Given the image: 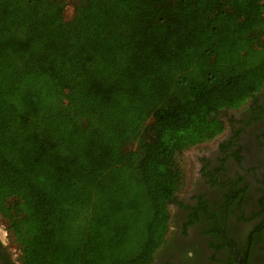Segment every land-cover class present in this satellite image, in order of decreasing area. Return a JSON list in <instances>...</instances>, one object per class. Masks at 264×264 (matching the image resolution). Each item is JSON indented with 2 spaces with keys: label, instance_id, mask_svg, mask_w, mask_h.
I'll return each instance as SVG.
<instances>
[{
  "label": "trees",
  "instance_id": "16d2710c",
  "mask_svg": "<svg viewBox=\"0 0 264 264\" xmlns=\"http://www.w3.org/2000/svg\"><path fill=\"white\" fill-rule=\"evenodd\" d=\"M0 0V213L19 264H151L182 155L264 85V0Z\"/></svg>",
  "mask_w": 264,
  "mask_h": 264
},
{
  "label": "flooded vegetation",
  "instance_id": "af4514ba",
  "mask_svg": "<svg viewBox=\"0 0 264 264\" xmlns=\"http://www.w3.org/2000/svg\"><path fill=\"white\" fill-rule=\"evenodd\" d=\"M222 119L225 128L219 137L192 155L194 180L188 182L192 188L181 189L169 203V231L151 264H264V217L241 232L240 223L248 222L245 191L239 187L243 176L238 172L236 179H223L231 161L240 159L248 134L253 133L259 146H264V85L241 107L226 109ZM262 172L264 201V168ZM259 205L262 211H253L249 221L264 216L263 202ZM3 227L0 260L15 264Z\"/></svg>",
  "mask_w": 264,
  "mask_h": 264
},
{
  "label": "rangeland",
  "instance_id": "374dc122",
  "mask_svg": "<svg viewBox=\"0 0 264 264\" xmlns=\"http://www.w3.org/2000/svg\"><path fill=\"white\" fill-rule=\"evenodd\" d=\"M74 0H67V6H66V16L69 17L72 10V3ZM219 137L217 135L210 141L203 142L201 144H197L188 150L184 151L182 155V163L184 167V171L186 174V180L185 185L183 186L182 190L183 192H186L188 190H191V186L188 185V182H193V171H192V155L195 152H198L204 147H210L213 142ZM260 144V143H259ZM259 144L255 140V135L251 133L248 134L242 141V147L243 150L241 154L239 155L240 159H234L231 161V168L229 167L225 172L223 179H229V178H235V175L239 172L243 176V182L239 185V187L243 188L245 193L243 195L244 200V206L246 209V220L248 222L240 223L239 229L240 231H247L252 225H254L257 221H259L264 216H260L256 220L249 221L252 218V212L257 210L258 212H261L262 210L259 201H262L264 204V201L261 200L262 193V180H263V172L262 168H264V146H259ZM236 179V178H235ZM182 192V193H183ZM256 213L257 215L259 213ZM259 216V215H258ZM4 225V227H3ZM0 226L3 227L6 231V241L9 243V247L12 250L13 258L15 261V264H19V246L18 244L13 240L10 233L6 230V221L2 214L0 213Z\"/></svg>",
  "mask_w": 264,
  "mask_h": 264
},
{
  "label": "water",
  "instance_id": "95a60500",
  "mask_svg": "<svg viewBox=\"0 0 264 264\" xmlns=\"http://www.w3.org/2000/svg\"><path fill=\"white\" fill-rule=\"evenodd\" d=\"M0 264H5V263H3V262L0 260Z\"/></svg>",
  "mask_w": 264,
  "mask_h": 264
}]
</instances>
